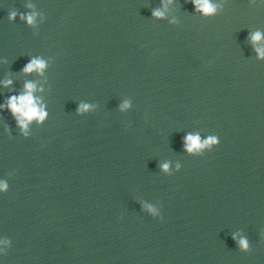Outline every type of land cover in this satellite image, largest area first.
I'll use <instances>...</instances> for the list:
<instances>
[{"label": "water", "instance_id": "water-1", "mask_svg": "<svg viewBox=\"0 0 264 264\" xmlns=\"http://www.w3.org/2000/svg\"><path fill=\"white\" fill-rule=\"evenodd\" d=\"M212 2L0 0V264H264V0Z\"/></svg>", "mask_w": 264, "mask_h": 264}, {"label": "clouds", "instance_id": "clouds-1", "mask_svg": "<svg viewBox=\"0 0 264 264\" xmlns=\"http://www.w3.org/2000/svg\"><path fill=\"white\" fill-rule=\"evenodd\" d=\"M171 2V0H169ZM192 2L196 5L197 11H201L205 15H214L219 5L214 4L212 0H192ZM29 7H32L29 5ZM16 12H11L9 19L14 20L16 17ZM153 15L156 17H163L164 13L159 9L153 11ZM36 13H28L27 15L21 14V19H26L27 23L33 25L36 23ZM254 43L260 42L264 40V34L261 32H256L251 37ZM256 51L259 53L261 58H264V47H257ZM46 61L42 58H32L29 63L24 67L23 71L25 73H32L33 71L43 73L46 68ZM13 82L11 80H6L4 82L5 86L11 85ZM36 91V84L34 82L28 81L25 83V91L19 96L13 95L8 98L6 105L11 110L13 115L16 117L18 124L24 130V135H28L29 124L36 120L38 122H43L47 116V112L44 110V107L39 103L38 98L34 95ZM91 105L81 104L79 111L84 112L87 111ZM123 107H128V104L125 103ZM186 148L189 152L199 151L206 147L210 148L212 146H217L220 143V138L217 135L209 136L207 139L201 141L199 135H191L185 137ZM164 169H168V164L163 165ZM179 167V165L177 166ZM8 184L4 181H0V191H7ZM151 212L155 215L156 209L151 205H146ZM235 239V236L233 237ZM240 247L244 250H248L249 245L247 239H240L239 241Z\"/></svg>", "mask_w": 264, "mask_h": 264}]
</instances>
